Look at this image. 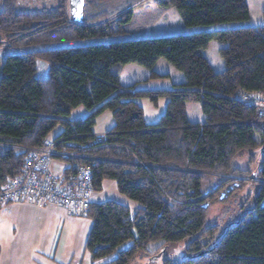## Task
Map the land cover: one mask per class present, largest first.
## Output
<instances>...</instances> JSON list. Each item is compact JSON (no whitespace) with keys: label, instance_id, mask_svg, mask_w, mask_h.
I'll return each instance as SVG.
<instances>
[{"label":"trees","instance_id":"1","mask_svg":"<svg viewBox=\"0 0 264 264\" xmlns=\"http://www.w3.org/2000/svg\"><path fill=\"white\" fill-rule=\"evenodd\" d=\"M154 3L163 11L175 9L184 27L194 31L80 45L127 34L131 9L111 12L105 0H85L78 24L71 21L68 0L33 13L17 11L18 0H0V50H18L0 57V187L21 174L28 150L52 141V160L64 164V179L86 167L92 193L113 181L118 193L138 204L131 214L114 201L91 202L86 239L91 262L117 253L106 264H130L150 245L187 241L184 258L162 264H264V132L252 125L254 107L239 97L264 91V25L212 29L247 21L245 0ZM211 42L220 45V71L203 54ZM160 59L185 82L162 90L119 83L127 64L160 78L152 71ZM136 99L154 106L165 99V111L156 123H147ZM188 103L200 104L202 122L188 119ZM80 107L88 115L71 119ZM105 112L113 125L97 143L93 128ZM245 151L250 169L233 168ZM249 184L250 210L225 227H205L214 202H225ZM126 242L130 247L118 252Z\"/></svg>","mask_w":264,"mask_h":264},{"label":"rangeland","instance_id":"2","mask_svg":"<svg viewBox=\"0 0 264 264\" xmlns=\"http://www.w3.org/2000/svg\"><path fill=\"white\" fill-rule=\"evenodd\" d=\"M61 0H18L20 5L17 6V11L20 12H40L43 10L55 9ZM106 5H111L113 8L110 10L113 12L117 7L121 9L120 13L125 10L132 11L131 25L126 34L117 35L112 38H106L101 40L82 41L76 44L89 45V44H109L114 41H128L135 39H145L152 37L172 36L179 34H190L194 30L186 29L181 21V17L175 9H168L163 11L157 7L154 0H105ZM249 19L242 23H227L214 26V30H230L239 27H257L264 25V0H245ZM114 9V10H113ZM110 12V13H111ZM118 15V14H117ZM214 43V42H211ZM216 43V42H215ZM213 48V47H211ZM18 50H11L3 48L0 50V57L4 59L8 54L17 53ZM211 49H208L207 58L209 63L215 68L214 59L218 58L216 50L214 53H210ZM154 73L161 76L160 78H151V72L143 67L135 64H127L123 66L120 75L119 83L123 88H127L136 85V90H162L169 89L172 85H177L185 82V78L182 73L177 71L166 60L160 59L154 65L152 70ZM144 110L147 123L157 121L165 111L166 100L162 99L158 102L157 106H154L148 99H136ZM88 115V112L80 107L72 112L71 119H82ZM186 115L192 122H199L202 119V113L200 104L188 103L186 104ZM113 125V120L109 112H105L99 116L96 120V124L93 128L94 135H99L108 131ZM58 129H56L51 135L50 139H54L58 135ZM248 151L241 153L233 161V168L237 169H250L249 167ZM56 163L59 161L54 160ZM52 167V164H50ZM55 173V168H53ZM254 181V174L252 176ZM249 182H251L249 180ZM254 193L250 184L247 185L244 190L240 192L232 193L229 198L223 201L214 202L206 216L205 227L211 225H218L225 227L231 223L238 221L242 216V210H250L252 207V199L250 196ZM106 201H114L121 205L129 207L131 214H134L138 204L130 201L125 196L118 193L116 184L113 181H104L102 189L98 192H94L91 195L92 203H103ZM72 218V217H70ZM75 224L79 223L76 230L73 227H68V231L64 230L60 235L55 230L53 236L50 239L53 241L56 235L57 238L52 246L50 252L45 254L35 255L34 260L29 261L28 264H106L114 260L117 256L115 253L112 256L103 258L101 260L91 262L89 255L86 251V239L88 232L92 225V222L87 217L73 218ZM80 224H83L80 225ZM187 241H183L175 244H168L163 248L159 247V244L150 245L142 253L138 254L130 264H162L164 260H179L186 255ZM131 242H126L118 248V252L129 248ZM20 260L19 264H22Z\"/></svg>","mask_w":264,"mask_h":264},{"label":"built area","instance_id":"3","mask_svg":"<svg viewBox=\"0 0 264 264\" xmlns=\"http://www.w3.org/2000/svg\"><path fill=\"white\" fill-rule=\"evenodd\" d=\"M242 101L255 109L252 125L264 132V91L242 93ZM105 133L95 135L102 143ZM54 143L45 142L42 148L28 150L21 174L9 178L0 187V209L10 204H30L40 208L59 207L72 218L87 216L91 204V173L86 167H76L72 178L56 176L50 169Z\"/></svg>","mask_w":264,"mask_h":264},{"label":"crops","instance_id":"4","mask_svg":"<svg viewBox=\"0 0 264 264\" xmlns=\"http://www.w3.org/2000/svg\"><path fill=\"white\" fill-rule=\"evenodd\" d=\"M219 48L218 43H210L203 54L208 60L206 56L208 49H211L210 53L213 52L215 55L214 50L218 53ZM214 63L215 68L210 64L215 70H222V61L219 62L218 58H215ZM202 119L199 122H202ZM51 164V171L55 168V173L60 175L64 164L56 163L54 160L51 161ZM72 219L64 209L59 207L43 209L30 204L13 203L6 208H1L0 264H19L20 260H22V264H28L29 261L34 260L35 255H43L46 251L50 252L54 242L59 240H56L58 235L54 237L53 241L50 239L55 230L60 232L59 236H61L64 230L68 231V227L77 229L80 222L75 224V220ZM80 225L83 226V224Z\"/></svg>","mask_w":264,"mask_h":264},{"label":"water","instance_id":"5","mask_svg":"<svg viewBox=\"0 0 264 264\" xmlns=\"http://www.w3.org/2000/svg\"><path fill=\"white\" fill-rule=\"evenodd\" d=\"M85 0H68V9L71 21L81 24L83 22ZM264 151V145H263Z\"/></svg>","mask_w":264,"mask_h":264}]
</instances>
